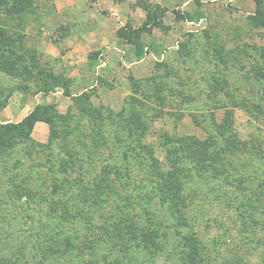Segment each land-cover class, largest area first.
<instances>
[{"label":"rangeland","instance_id":"374dc122","mask_svg":"<svg viewBox=\"0 0 264 264\" xmlns=\"http://www.w3.org/2000/svg\"><path fill=\"white\" fill-rule=\"evenodd\" d=\"M51 1L32 0L0 19L6 41L22 38L16 46L24 56L0 55V127L26 113L14 111L4 123L11 100L53 121L41 122L46 130L33 131V142L15 140L0 156V264H181L179 232L187 230L199 236L208 264H264V187L254 182L264 177V59L257 50L264 47V0H113L131 11L133 27L125 21L123 29L137 32L139 52L143 34H153L159 60L134 70L122 64L121 79L95 77L94 89L71 99L53 95L72 82L24 34L47 22L41 12L53 8ZM100 1L109 15L108 0L90 5ZM145 25L151 30L142 31ZM114 89L116 96L109 95ZM99 112L102 119L92 121ZM108 127L117 133L114 145ZM157 160L161 171L181 170L183 204L158 198L151 173ZM120 174L130 211L139 214L143 205L160 221L164 250H146L123 229L115 193ZM12 175L35 200L12 197L19 190ZM102 176L115 181V190L106 183L97 190ZM89 191L107 193L108 204L90 201ZM62 192L69 201L86 193L84 212L73 206L67 214ZM184 216L188 227L178 228ZM71 242L78 249L65 253Z\"/></svg>","mask_w":264,"mask_h":264},{"label":"crops","instance_id":"0c3cea01","mask_svg":"<svg viewBox=\"0 0 264 264\" xmlns=\"http://www.w3.org/2000/svg\"><path fill=\"white\" fill-rule=\"evenodd\" d=\"M51 2L53 8L41 12L48 23L33 28L27 27L24 34L29 39L33 38L40 49L42 48L45 60L56 61L54 72L72 82L68 88L53 93L54 96L71 99L94 89L95 77H103L105 81L108 78H111V81L121 79L122 64L134 70L142 67L149 60H159L160 46L156 45L153 34H143L146 45L141 52L136 45L118 34L120 29L128 32V29L123 28L133 15L131 11L124 12L115 1L108 0L111 8L109 15L103 14L104 10L102 11L100 7L103 1L94 3V6L90 5L91 0H52ZM122 18L125 20L123 21ZM127 25L133 27V21ZM175 29H178L176 30L178 34L185 31V28ZM171 34L173 36L174 31H171ZM149 39L152 41L150 42ZM116 94V89L109 93L111 96ZM40 95L34 96L33 106L39 105ZM22 106L20 100H11L5 109L4 114L7 118L3 119V122H12V117L9 115L15 113L14 111H17L18 115L22 108L26 113L20 116L21 119L17 122L33 111L32 108L26 109V106ZM46 127L45 123L40 122L36 125L34 133L37 129L45 131Z\"/></svg>","mask_w":264,"mask_h":264},{"label":"trees","instance_id":"16d2710c","mask_svg":"<svg viewBox=\"0 0 264 264\" xmlns=\"http://www.w3.org/2000/svg\"><path fill=\"white\" fill-rule=\"evenodd\" d=\"M257 1L260 2V5L262 4L260 0H257ZM27 3L32 4V0H0V19L2 15H5L8 11H10V9L17 7L18 5L22 8ZM25 9L26 8H22L20 10L24 11ZM260 18L263 20L264 16H261ZM152 20L153 19L151 18V15L149 14L148 23H151ZM158 25H160L158 22L153 23V27L158 26ZM151 27L152 26L145 25L144 28L141 30L144 32H147L151 30ZM120 35L127 38L130 43L135 44L138 47V49H141L140 41L137 39L138 38L137 32H133L132 30H128V32L121 31ZM7 39H8V36L0 24V55L1 57L3 59H7L5 58L6 54H9L13 57L17 56L16 57L17 60H19L20 58H24V56L18 55V50H17L18 46H16L18 44L20 46L22 45V38L19 37L15 40L12 39L9 42L6 41ZM257 50L260 52L261 54L260 56L264 59V47H258ZM30 73L32 72L27 70V75ZM261 79L264 80V74H262ZM87 115L90 116V118L92 117L91 113H87ZM101 115L102 114H100L99 112V116L97 115V116L92 117L93 118L92 121L97 122V120L102 119ZM108 117L113 118L117 116L113 114L111 115L108 114ZM40 122H45L51 126L53 121L45 118L39 110H34L29 115H27L22 121L18 123H7V124L1 125L0 127V156L4 154H8L11 149L15 148V144H16L15 140H17V143L20 142V140L26 144L33 142V138H32L33 131L36 125ZM68 124L70 125V122H68ZM108 131L109 133L107 132V134H109L110 141H112V144L114 145V142L117 141L116 140L117 133L110 130L109 127H108ZM166 146H168L167 143L162 144V147L166 148ZM66 158L72 159L73 158L72 154L70 153ZM26 159H29V157L28 158L26 157ZM152 162H153V166H155L156 169L155 171L151 173L153 174V176H155L154 183H156V188L158 191L157 195L160 201L162 202V204L164 205L165 204L173 205V204H178V203L183 204V200H184V198L182 197L183 188H182V182L180 178L181 170H179V168L174 167L172 171L167 170V172H164L163 170L161 171L160 169H158V165H161L160 161L157 160V161H152ZM113 163L117 165V166H113V168L115 170H118V166H121V165L118 164V162H113ZM102 177L105 178V176H102ZM103 178H100V180L97 181V184H98L97 190L102 188L101 184L103 183H106L111 191L115 190L116 188L115 181L112 180L110 177L105 178V179ZM11 179H12L13 184L15 183L19 184V187H16V189L19 188V190L12 192L11 193V195H13L12 197H15L20 203H25V200H29V201L35 200L34 199L36 196L35 192L31 190L30 187L24 188V190H22V188L20 187V185L22 184V181H19L20 179H17L13 175ZM30 179L31 178L27 179L26 181V177L24 178L25 186L28 183H30L31 181ZM119 179L122 181H121L120 189L118 188L117 192L115 190V193L117 194L116 199H118V202H117L118 207H116V209L119 212L120 221L122 220V223L128 227L127 229L125 227L123 229L126 230L127 235H131L132 237H138L140 239L141 244L146 250H149L153 253L164 250L167 245V242L164 241V239H162L163 230L162 229L158 230L157 228V226L159 225L158 223L160 221H158L154 215L146 214V211L148 209L143 205L141 208L142 212L139 214H136L130 211L134 205L129 206L130 204H128L127 202L128 199L124 196V192L126 195L127 188L125 186V182H123V178L121 174L119 176ZM254 182L255 184H257V186L261 188L264 187L263 175L259 176L258 174L257 177L254 179ZM83 190L84 192H86L87 189L85 190L84 188L82 189V191ZM130 192L131 190H129V193ZM89 193H90V198H91L90 201L98 202L103 205L108 204L109 200L107 199L108 197L107 193L98 192L96 196L92 194L90 191ZM66 195H67L66 193L62 192V196H63L62 204H63L64 209L67 208L65 212L68 214L70 210L72 211L73 206H75V210L73 212L78 210L79 212H75V213L82 214L84 212V205H86L87 203L86 200L89 199L86 196V193H82L83 197L76 198L78 199L77 201L73 198L74 196L73 195L71 197L72 199L71 201H74V204H72L71 201H69L66 198ZM178 213L182 214V210L179 209ZM177 227L178 228L188 227V221L185 216H184L183 222L177 225ZM179 236H180V243L178 244V247L180 248L179 257H180L181 264H208L207 260L204 257L202 243L197 233H195L194 231L187 230L186 233L179 232ZM72 243L73 242L69 244L68 249L64 250L65 253L71 252L69 250L73 251V249H78V247Z\"/></svg>","mask_w":264,"mask_h":264}]
</instances>
